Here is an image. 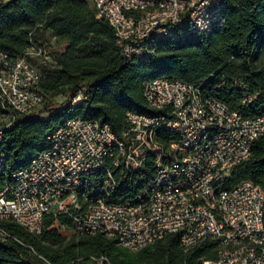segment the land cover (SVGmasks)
<instances>
[{
    "label": "built area",
    "instance_id": "2783aa9c",
    "mask_svg": "<svg viewBox=\"0 0 264 264\" xmlns=\"http://www.w3.org/2000/svg\"><path fill=\"white\" fill-rule=\"evenodd\" d=\"M96 18L114 30L122 55L137 62L164 38L207 36L223 25V0H91ZM49 63L44 45L19 58L0 51V173L2 141L15 115L38 109L40 73ZM143 96L160 115L126 113L117 137L106 123L74 118L49 137L48 149L13 173L0 191V221L39 235L46 218L71 234H101L130 251L178 234L185 252L213 244L214 258L198 264H264V191L251 181L226 188L231 171L246 161L264 136V116L244 118L197 87L165 77L148 81ZM83 91L69 100L85 101ZM247 99H244V102ZM159 129L176 135L166 147ZM154 159V174L133 198L116 202L118 179ZM65 217L72 227L59 225ZM15 240L0 227V243ZM101 261L104 259H100ZM185 264V263H182Z\"/></svg>",
    "mask_w": 264,
    "mask_h": 264
},
{
    "label": "trees",
    "instance_id": "16d2710c",
    "mask_svg": "<svg viewBox=\"0 0 264 264\" xmlns=\"http://www.w3.org/2000/svg\"><path fill=\"white\" fill-rule=\"evenodd\" d=\"M222 18L223 25L207 36L156 41L153 54L137 62L122 55L114 30L96 18L91 0L0 1V51L19 58L34 43L49 51L47 38L65 44L61 52L49 51L51 62L32 61L40 73L37 91L44 98L40 113L45 116L32 115L39 107L15 115L5 128L0 191L13 173L49 148L48 137L67 120L106 123L121 137L127 127V112L162 114L150 110L143 96L145 84L155 78L191 84L244 118L264 116V0H223ZM80 91L85 101L72 106L69 100ZM57 98L68 101L58 104ZM156 140L166 147L177 137L159 129ZM153 174L154 159L149 157L142 170L118 179L113 200L133 198ZM243 181L264 191V136L254 143L250 157L231 171L224 186L234 187ZM54 221L46 218L39 235L0 221V227L15 237L0 243V264H198L215 256L213 244L185 252L178 234H168L137 252L101 234H71L65 239L51 228ZM57 222L72 227L65 217H58Z\"/></svg>",
    "mask_w": 264,
    "mask_h": 264
},
{
    "label": "rangeland",
    "instance_id": "374dc122",
    "mask_svg": "<svg viewBox=\"0 0 264 264\" xmlns=\"http://www.w3.org/2000/svg\"><path fill=\"white\" fill-rule=\"evenodd\" d=\"M0 1L1 2H7L9 0H0ZM47 44L50 46L49 51L51 50V51L61 52L65 48V44L64 43L57 42L56 40H54L52 38L51 39L47 38ZM67 101L68 100L67 99H64V98H57L56 99V102L58 104H66ZM41 109H42V107H40L38 110L34 111V113L32 115H35V116H45V114L40 113ZM5 122H7V119H4L2 117V115H0V124L5 123ZM51 228L52 229L53 228L56 229L57 232H58V234H59V236L61 238L67 239V238L71 237V233L70 232H68L66 230H61L59 228H56V225H54Z\"/></svg>",
    "mask_w": 264,
    "mask_h": 264
}]
</instances>
